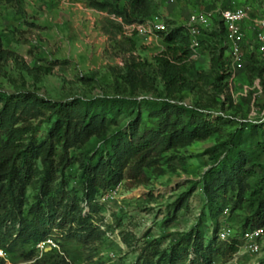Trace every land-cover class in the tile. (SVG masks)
Listing matches in <instances>:
<instances>
[{"label": "rangeland", "instance_id": "374dc122", "mask_svg": "<svg viewBox=\"0 0 264 264\" xmlns=\"http://www.w3.org/2000/svg\"><path fill=\"white\" fill-rule=\"evenodd\" d=\"M91 1L20 0L19 7L0 2V39L4 51L0 53L1 93L35 92L56 102L98 98L141 103L171 101L200 110L208 119L223 118V121L219 135L168 153L162 171L146 169L142 183L123 180L114 188L100 190L92 213L81 184V160L95 154L101 138L93 137L85 145L72 149L73 165L53 183V197L58 201L55 191L64 181L65 190L77 198L82 214L98 232L94 240L85 244L72 241L70 250L75 259L72 263L137 264L139 256L149 254L157 260L162 252H171L182 235L199 228L205 246L212 239L240 243L235 255L226 260L216 257L212 264H264V233L258 241L260 251L255 254L248 249L241 233L250 214L246 204L237 210L228 204L213 209L202 191V178L212 166L213 154L223 152L242 124L264 122V63L257 58L235 62L227 43L222 46L213 33L214 26H209L202 36L199 58L188 64L185 84L167 89L155 62V57L167 49L164 38L119 33L116 24L122 20L93 9ZM97 1L123 8L131 0ZM147 1L143 19L159 14L165 21L167 34L187 27L191 16L215 10L244 8L249 10L252 21L264 19V0ZM250 38L252 35L248 34L246 44L252 51ZM133 64L142 67L133 71ZM47 68L50 73H45ZM130 73L138 78L134 87L125 79ZM220 74H225L226 79L218 80ZM143 111L146 125L151 126L147 111ZM133 117L129 112L112 117L107 135L126 128ZM47 128L46 124L41 126L39 140ZM259 140L264 143V139ZM260 154L263 161L264 153ZM40 177L26 192L24 213L36 202ZM193 188L195 192L185 199L186 205L175 213L178 200ZM62 222L57 217L46 223V238L36 247L30 245L17 249L14 255L0 253V256L7 264H26L21 262L25 252L34 251L38 258L54 250L62 254L63 236L76 227L68 223L59 226Z\"/></svg>", "mask_w": 264, "mask_h": 264}, {"label": "trees", "instance_id": "16d2710c", "mask_svg": "<svg viewBox=\"0 0 264 264\" xmlns=\"http://www.w3.org/2000/svg\"><path fill=\"white\" fill-rule=\"evenodd\" d=\"M0 2L19 7L20 0ZM147 3V0H131L122 8L117 4L92 0L90 6L120 18L122 22L116 26L119 33H123L124 26L147 21L143 19ZM155 16L160 15L150 19ZM212 26L214 35L224 46L226 32L223 26L219 22ZM206 30H202L198 38V53ZM166 34L167 29L160 33V37L164 38L167 49L155 57V62L165 87L176 89L186 82L187 67L192 62V37L187 27ZM0 53H4L1 39ZM244 58L260 59L255 47L251 51L248 46L244 47ZM141 67V64H133V71ZM50 71L47 68L45 73ZM125 79L133 87L138 82L135 73L128 74ZM223 79H226L225 74H220L218 80ZM143 109L147 111L151 126L146 125ZM125 112L134 115L128 126L107 135L111 118ZM222 121L223 118L208 119L200 110L171 101L141 103L98 98L56 102L35 92L13 95L0 92V251L10 256L17 249H26L30 245L36 247L46 238L45 224L57 217L60 222L63 221L59 226L67 223L76 225L63 236L62 254L54 250L38 258L34 251H29L22 254L21 262L73 264L72 241L85 244L94 240L98 232L82 214L77 198L67 193L64 181L58 184L55 191L58 201L53 197V183L73 165L72 149L85 145L93 137L101 138L95 154L81 160V184L85 202L92 213L100 190L114 188L123 180L142 183L146 169L162 171V163L168 153L194 141L219 135ZM43 124L48 128L43 139L39 140ZM260 138L264 139V122L259 125L252 121L242 124L232 134L223 152L213 154L212 166L202 178V191L213 209L228 204L232 210H237L243 203L246 204L250 214L242 225L243 236L248 231L264 227V160H260L264 143ZM247 142L251 145L246 146ZM39 176L40 192L36 202L24 213L26 192ZM194 192L193 188L190 194L178 200L175 213L186 205L188 196ZM239 246L238 240L218 242L216 239L205 246L202 231L195 228L182 235L171 252H162L157 260L155 255H141L137 264L141 261V264H178L185 261L189 264H212L216 257L226 260L235 255ZM0 264H7L1 256Z\"/></svg>", "mask_w": 264, "mask_h": 264}, {"label": "built area", "instance_id": "2783aa9c", "mask_svg": "<svg viewBox=\"0 0 264 264\" xmlns=\"http://www.w3.org/2000/svg\"><path fill=\"white\" fill-rule=\"evenodd\" d=\"M175 1L180 0H169V3ZM215 22H219L223 26L226 32V43L235 62H241L244 58V47L247 46L248 34L252 35V38L249 39L253 42L252 49L255 47L257 55L264 61V19L252 21L249 10L244 8L215 10L191 16L187 24V29L192 37L190 60L199 58L198 38L202 30L212 26ZM165 31L166 24L161 16H155L142 24L124 26V34L130 37L137 34L150 39L152 37L159 39L160 33ZM263 233L264 227L248 231L243 236L248 249L254 254L260 251L258 241Z\"/></svg>", "mask_w": 264, "mask_h": 264}, {"label": "bare ground", "instance_id": "6f19581e", "mask_svg": "<svg viewBox=\"0 0 264 264\" xmlns=\"http://www.w3.org/2000/svg\"><path fill=\"white\" fill-rule=\"evenodd\" d=\"M1 254H3V252H0Z\"/></svg>", "mask_w": 264, "mask_h": 264}]
</instances>
